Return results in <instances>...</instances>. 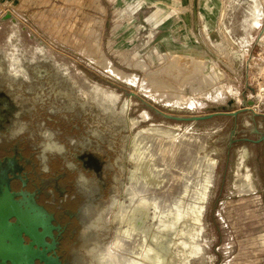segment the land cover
<instances>
[{
	"label": "rangeland",
	"instance_id": "374dc122",
	"mask_svg": "<svg viewBox=\"0 0 264 264\" xmlns=\"http://www.w3.org/2000/svg\"><path fill=\"white\" fill-rule=\"evenodd\" d=\"M254 1L257 23L253 0L207 1L216 21L198 24L201 37L169 53L156 44L164 21L131 0L0 6V88L25 111L20 139L38 147L96 141L108 156L107 191L81 264L103 256L107 264H153L143 256L164 235L176 262L181 250L187 264H264V142L243 141L264 133V0ZM17 39L22 70L12 65ZM100 93L115 98L116 113ZM236 111L191 122L163 115ZM143 200L150 207L137 228ZM174 225V234L164 231ZM181 240L194 244L191 255Z\"/></svg>",
	"mask_w": 264,
	"mask_h": 264
},
{
	"label": "flooded vegetation",
	"instance_id": "af4514ba",
	"mask_svg": "<svg viewBox=\"0 0 264 264\" xmlns=\"http://www.w3.org/2000/svg\"><path fill=\"white\" fill-rule=\"evenodd\" d=\"M15 43L12 65L22 70L19 39ZM100 95L102 106L116 113L115 98ZM24 112L18 98L0 88V264H81L82 246L91 237L97 208L107 191L108 156L96 141H74L68 143L69 147L47 141L38 147L20 139ZM121 113L124 115V108ZM141 168L152 182L148 169ZM149 207L147 200L139 204L134 226H143ZM200 208L193 209L196 222ZM127 217L126 214V221ZM180 218L192 220L190 214L182 215L179 221ZM192 228L190 222H185L182 234L191 239ZM164 231L174 234L176 225ZM156 241L144 254L145 259L153 264H187L181 250L176 254L178 262L170 255L171 238L158 236ZM187 243L190 242L181 240L177 244L184 256L191 255ZM19 245L35 255L27 254Z\"/></svg>",
	"mask_w": 264,
	"mask_h": 264
},
{
	"label": "crops",
	"instance_id": "0c3cea01",
	"mask_svg": "<svg viewBox=\"0 0 264 264\" xmlns=\"http://www.w3.org/2000/svg\"><path fill=\"white\" fill-rule=\"evenodd\" d=\"M16 1L17 0H0V6L13 5L16 3ZM131 1H133L135 5H141L142 9L145 8L154 11L155 21H164L163 25L155 27L157 36L156 44L157 47H159L160 51L163 53L181 52L183 51V49L191 47L193 42H191L189 39H196L201 37L199 35L197 25H201L202 22H215L218 16L212 13V7L208 6L209 4L207 3V1L211 2L213 0H206L204 3L205 7L208 8H206V10L209 12L206 15L202 14V12L199 10V4L201 0ZM176 9L178 10L175 11ZM167 13L170 14L169 18H167L166 16ZM179 31H183L187 38L183 39V35H181ZM145 169H148L146 165ZM100 262L102 264H107L106 257H100ZM112 264L116 263L112 261Z\"/></svg>",
	"mask_w": 264,
	"mask_h": 264
},
{
	"label": "water",
	"instance_id": "95a60500",
	"mask_svg": "<svg viewBox=\"0 0 264 264\" xmlns=\"http://www.w3.org/2000/svg\"><path fill=\"white\" fill-rule=\"evenodd\" d=\"M240 112L241 111H236V112H231V113H213V114H208V115H204V116H193V117H175V116L166 115V114H163V115L165 117L169 118V119H172V120L191 122V121L208 120V119H211V118H213L215 116H218V115L237 116ZM256 133L260 134L259 131H256ZM243 141H251V142H254V143H260V142L264 141V133L262 134V136L260 137V139H258L256 141L251 140V139H243ZM19 247H21V246L19 245ZM22 249H24L27 254H33V255H35L31 251V249L30 250H27L25 248H22ZM27 264H32V263H27Z\"/></svg>",
	"mask_w": 264,
	"mask_h": 264
},
{
	"label": "bare ground",
	"instance_id": "6f19581e",
	"mask_svg": "<svg viewBox=\"0 0 264 264\" xmlns=\"http://www.w3.org/2000/svg\"><path fill=\"white\" fill-rule=\"evenodd\" d=\"M253 2L255 3L254 4V6H255V10L253 9L252 11H255V19H254V21H255V23H257V20L258 19H260V16H261V10H260V8H259V6L257 5V3L253 0ZM177 3V2H176ZM253 7V6H252ZM175 13V12H174ZM232 21H234V20H232ZM159 22V21H158ZM229 31V30H228ZM207 32V31H206ZM185 37V36H184ZM186 38V37H185ZM186 42H187V40H186ZM220 45V44H219ZM218 47V46H217ZM219 48V47H218ZM133 219V218H132ZM135 227H137V228H140L138 225H136Z\"/></svg>",
	"mask_w": 264,
	"mask_h": 264
}]
</instances>
